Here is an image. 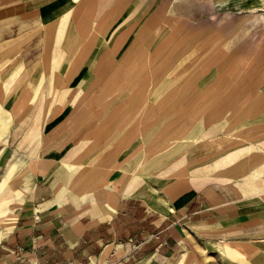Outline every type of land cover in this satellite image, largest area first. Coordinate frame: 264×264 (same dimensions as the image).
Instances as JSON below:
<instances>
[{
	"label": "crops",
	"instance_id": "obj_1",
	"mask_svg": "<svg viewBox=\"0 0 264 264\" xmlns=\"http://www.w3.org/2000/svg\"><path fill=\"white\" fill-rule=\"evenodd\" d=\"M160 4L0 0V135L32 163L0 264H197L219 247L264 264V95L240 90L238 59L213 61L223 32L180 31Z\"/></svg>",
	"mask_w": 264,
	"mask_h": 264
},
{
	"label": "rangeland",
	"instance_id": "obj_2",
	"mask_svg": "<svg viewBox=\"0 0 264 264\" xmlns=\"http://www.w3.org/2000/svg\"><path fill=\"white\" fill-rule=\"evenodd\" d=\"M145 0H132L133 10H137ZM152 6L148 7L147 16L158 8L163 1L164 9L175 19L182 21L180 31H221L226 35L227 41L223 45L225 51L213 58L218 62L220 57L227 56L229 62L243 64V69H248L244 73L243 88L240 89L248 95H264V0H147ZM118 3V0H117ZM210 5V6H209ZM136 7V8H135ZM176 7V8H175ZM206 7V9H205ZM208 7H210L208 9ZM205 13L201 14V9ZM192 13V18L189 14ZM199 14L204 16L200 19ZM172 19V16L171 18ZM183 19V20H181ZM249 69H251L249 71ZM252 69H257L252 71ZM247 79V80H245ZM248 85L247 82H252ZM227 94H239V88L234 85L227 88ZM6 137L0 135V151L3 150L0 159V179L7 177V186L13 185V189L19 192L18 198L11 201V209L0 221V239L9 228L13 220L16 209L22 203L24 197L32 190V183L27 175V169L32 163L28 162L26 168L23 162H18L20 154L14 150V144H7ZM12 191V190H10ZM1 205V200H0ZM203 251L206 250L203 248ZM208 259H197V264H251L248 259L240 256L229 248H213L205 252ZM260 263L261 260L256 261Z\"/></svg>",
	"mask_w": 264,
	"mask_h": 264
},
{
	"label": "bare ground",
	"instance_id": "obj_3",
	"mask_svg": "<svg viewBox=\"0 0 264 264\" xmlns=\"http://www.w3.org/2000/svg\"><path fill=\"white\" fill-rule=\"evenodd\" d=\"M8 178L4 176V178L0 179V200H1V205H0V221L1 218L8 212L10 211L11 207V201L13 198H18L19 197V192L15 189H13V185L8 187ZM12 190V191H10Z\"/></svg>",
	"mask_w": 264,
	"mask_h": 264
},
{
	"label": "built area",
	"instance_id": "obj_4",
	"mask_svg": "<svg viewBox=\"0 0 264 264\" xmlns=\"http://www.w3.org/2000/svg\"><path fill=\"white\" fill-rule=\"evenodd\" d=\"M104 264H116V262L113 260L107 259Z\"/></svg>",
	"mask_w": 264,
	"mask_h": 264
}]
</instances>
